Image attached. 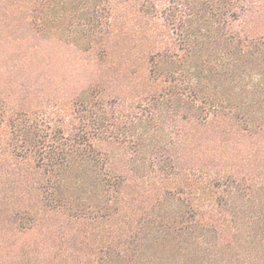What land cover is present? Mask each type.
I'll use <instances>...</instances> for the list:
<instances>
[{
  "label": "trees",
  "instance_id": "1",
  "mask_svg": "<svg viewBox=\"0 0 264 264\" xmlns=\"http://www.w3.org/2000/svg\"><path fill=\"white\" fill-rule=\"evenodd\" d=\"M0 264H264V0H0Z\"/></svg>",
  "mask_w": 264,
  "mask_h": 264
}]
</instances>
